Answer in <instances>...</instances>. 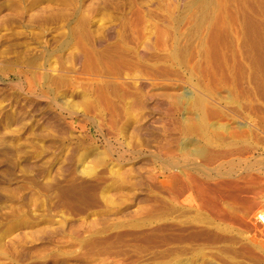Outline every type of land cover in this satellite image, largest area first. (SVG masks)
Returning <instances> with one entry per match:
<instances>
[{
	"label": "rangeland",
	"instance_id": "obj_1",
	"mask_svg": "<svg viewBox=\"0 0 264 264\" xmlns=\"http://www.w3.org/2000/svg\"><path fill=\"white\" fill-rule=\"evenodd\" d=\"M0 264H264V0H0Z\"/></svg>",
	"mask_w": 264,
	"mask_h": 264
},
{
	"label": "bare ground",
	"instance_id": "obj_2",
	"mask_svg": "<svg viewBox=\"0 0 264 264\" xmlns=\"http://www.w3.org/2000/svg\"><path fill=\"white\" fill-rule=\"evenodd\" d=\"M79 60V58H77V61ZM186 124V123H185ZM176 125V124H175ZM194 125V124H193ZM185 126V125H184ZM186 126H189V125H186ZM190 127V126H189ZM189 127H187V129L189 128ZM180 128V127H179ZM184 128H186V127H184ZM183 130V129H182ZM192 129H190V131H191ZM184 131V130H183ZM185 132H188V133H190L189 131H185ZM237 132V131H236ZM233 133L234 134V136L235 137H239V133ZM199 150V149H198ZM194 153H197V154H199V155H201L203 152L202 151H196V152H194ZM211 158H212V156H210ZM201 158V157H200ZM210 158V159H211ZM205 159V158H204ZM174 176V175H173ZM171 177V176H170ZM169 177V178H170ZM172 178V177H171ZM175 177H173L172 179H174ZM176 178H177V176H176ZM190 178H192L191 176L189 177V179ZM139 179V178H138ZM178 179V178H177ZM196 179H198L197 177H196ZM176 180V179H175ZM191 180V179H190ZM178 182L179 181H181V180H177ZM189 181V180H188ZM170 182V181H169ZM172 182V181H171ZM231 182V181H230ZM228 183V182H226V183H222V184H218L217 185V188L218 189H221L222 187H223V185L225 186V185H228V186H230V185H232L233 183ZM173 183H175L174 181H173ZM172 183V184H173ZM186 183V182H185ZM191 183V186L192 187H194V192H195V194H196V196L198 197V199L199 200H201L202 201V198H200L201 197V195H202V193L204 192V188H203V185H200V184H198L195 180H192V182H190ZM177 184V183H176ZM183 184H184V182H183ZM188 184V183H187ZM205 184V183H204ZM235 184V183H234ZM185 185V187L187 186L186 184H184ZM183 185V186H184ZM182 186V187H183ZM186 189H189V188H187L186 187ZM192 190V189H191ZM202 203H200V205H201ZM204 205V204H203ZM222 212V211H221ZM227 212V211H226ZM228 212H230V211H228ZM232 213V212H231ZM231 215V214H230ZM243 219V218H242Z\"/></svg>",
	"mask_w": 264,
	"mask_h": 264
}]
</instances>
